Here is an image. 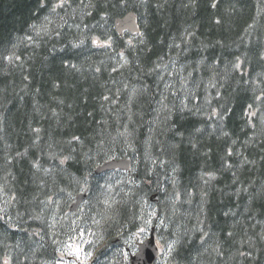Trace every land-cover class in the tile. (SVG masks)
Listing matches in <instances>:
<instances>
[{
  "label": "trees",
  "instance_id": "obj_1",
  "mask_svg": "<svg viewBox=\"0 0 264 264\" xmlns=\"http://www.w3.org/2000/svg\"><path fill=\"white\" fill-rule=\"evenodd\" d=\"M151 226L156 264H264V0H0V264H129Z\"/></svg>",
  "mask_w": 264,
  "mask_h": 264
},
{
  "label": "water",
  "instance_id": "obj_2",
  "mask_svg": "<svg viewBox=\"0 0 264 264\" xmlns=\"http://www.w3.org/2000/svg\"><path fill=\"white\" fill-rule=\"evenodd\" d=\"M115 28L118 33H123L126 30H129L132 34L140 33L137 21L133 15H128L123 20L117 22ZM116 169L129 171L130 162L127 160L109 161L99 166L96 169V173L100 174ZM84 198L85 195H78L76 197V204L71 207V210H74ZM158 256L159 252L154 239V229H151L149 237L143 243L138 244L137 252L133 256H130V264H154Z\"/></svg>",
  "mask_w": 264,
  "mask_h": 264
}]
</instances>
